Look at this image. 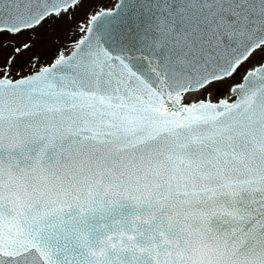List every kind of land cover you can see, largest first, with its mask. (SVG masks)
Returning <instances> with one entry per match:
<instances>
[{
	"label": "snow or ice",
	"instance_id": "6c2138e0",
	"mask_svg": "<svg viewBox=\"0 0 264 264\" xmlns=\"http://www.w3.org/2000/svg\"><path fill=\"white\" fill-rule=\"evenodd\" d=\"M0 264H264V0H0Z\"/></svg>",
	"mask_w": 264,
	"mask_h": 264
}]
</instances>
